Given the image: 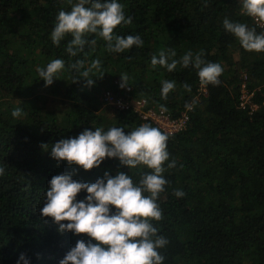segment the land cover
<instances>
[{
    "label": "trees",
    "instance_id": "obj_1",
    "mask_svg": "<svg viewBox=\"0 0 264 264\" xmlns=\"http://www.w3.org/2000/svg\"><path fill=\"white\" fill-rule=\"evenodd\" d=\"M76 2L0 0V264H24L21 254L29 264H59L78 240L96 243L87 234L61 233L53 218L41 215L53 176L72 174L91 184L105 172H124L138 184L151 171L143 165L128 168L118 158L106 157L87 171L52 158V145L86 129L120 127L127 134L143 124L134 110L104 104L109 90L163 105L173 118L195 102L186 130L168 135L163 173L168 183L157 199L163 219L152 221L168 241L158 249L163 264H264V52L244 50L223 27L228 18L264 33L242 13V0H117L132 23L118 25L114 35H138L143 46L109 52L93 34L88 39L95 45L72 57L66 51L70 34L58 46L50 36L59 12L71 11ZM168 49L176 51L177 60L189 50L202 51L206 62L222 66L220 84L207 85L208 94L199 95L195 68L153 67L152 57ZM54 59L65 66L46 87L37 70ZM96 59L101 70H93L89 86L80 72ZM76 60L84 61L80 72L70 67ZM124 74L128 86L122 89L116 81L121 84ZM165 80L175 82L166 100L161 97ZM244 86L250 96L246 109L240 106ZM43 91L54 97L55 106ZM104 107L114 118L103 113ZM16 108L22 109L18 118L12 116ZM173 160L176 166L167 168ZM174 190L185 195L178 198ZM86 196L82 190L77 201Z\"/></svg>",
    "mask_w": 264,
    "mask_h": 264
},
{
    "label": "clouds",
    "instance_id": "obj_2",
    "mask_svg": "<svg viewBox=\"0 0 264 264\" xmlns=\"http://www.w3.org/2000/svg\"><path fill=\"white\" fill-rule=\"evenodd\" d=\"M123 8L117 0H78L71 5V11L59 12L51 32V41L58 46L70 34L72 39L66 51L72 57L83 52L85 45H95L96 40L88 39L93 34L106 42L109 52L121 53L134 45L142 47L143 41L138 35H114L118 25L132 23V18L125 16ZM241 11L257 22H264V0H242ZM223 27L238 39L244 50L264 52V33L257 34L247 24L230 22L228 18L224 19ZM203 55L202 51L193 53L189 50L177 60L174 49L161 50L158 58L152 57L151 64L153 67L160 65L168 72L177 69L178 65L182 68L191 66L197 70L202 85L218 86L223 68L219 63L206 62ZM64 66L62 59H54L46 68H38V75L45 81L46 87L53 83L55 75ZM70 67L80 72V69H84V61L76 60ZM93 70H101L99 59L93 60L88 68L80 72L89 86L94 83V79L90 78ZM127 81L128 76L121 75L120 87L128 86ZM183 87L191 91L188 84L185 83ZM174 88V81H163L162 99L166 100ZM194 103H186L185 108L191 111ZM161 111L167 112V108L161 105ZM21 113L22 109L16 108L12 116L18 118ZM168 139V134L145 123L127 134L120 127L107 131L99 127L95 131L86 129L78 137L62 139L51 146L52 158L58 162L67 161L69 165L76 164L86 171L99 167L106 157L118 158L121 165L128 168L143 165L151 170L141 176L138 184L124 172H118L115 176L105 172L102 179L91 184L74 180L72 174L52 177L41 215L53 218L61 233L67 230L74 234H87L96 241L93 244L78 240L59 264H163L165 257L158 249L165 247L168 241L157 234L158 229L152 221L163 219L157 199L168 183L163 175L166 171L164 164L169 160ZM48 146L41 145L45 150H48ZM175 166L173 160L167 168ZM3 171L0 168V174ZM82 190L86 191L87 196L77 201V195ZM174 195L182 198L185 193L174 190ZM110 206L116 209L114 213ZM63 221L68 223H61ZM19 260L29 264L24 254L20 255Z\"/></svg>",
    "mask_w": 264,
    "mask_h": 264
},
{
    "label": "built area",
    "instance_id": "obj_3",
    "mask_svg": "<svg viewBox=\"0 0 264 264\" xmlns=\"http://www.w3.org/2000/svg\"><path fill=\"white\" fill-rule=\"evenodd\" d=\"M254 21L256 26L264 32V22H257L255 19ZM116 83L120 85L118 81H116ZM127 91H131V88H127ZM207 94V85H202L200 83L199 95L206 96ZM105 100L108 105L113 106L121 111H128L131 109L134 110L143 121V124L148 122L153 123L168 135H176L186 130L190 120V112L193 110L192 109L189 111L186 109L178 118H173L169 113L162 112L161 108L151 106L146 99L128 100L122 96L116 95L112 90L106 92ZM145 101L147 102L145 103ZM248 104H250V96L248 95V92L245 90L244 86L240 106L242 109H246Z\"/></svg>",
    "mask_w": 264,
    "mask_h": 264
},
{
    "label": "rangeland",
    "instance_id": "obj_4",
    "mask_svg": "<svg viewBox=\"0 0 264 264\" xmlns=\"http://www.w3.org/2000/svg\"><path fill=\"white\" fill-rule=\"evenodd\" d=\"M43 95H46L47 97H48V99L50 100V103H49V105L50 106H55V102H54V100L52 99V98H54L53 96H51V94H48L47 92H41ZM118 95H121V94H118ZM52 97V98H51ZM104 101V104H106V105H108L107 104V102H106V100L104 99L103 100ZM108 106H110V105H108ZM108 107H104L103 108V113L104 114H106L108 117H112V118H114V116H113V110H109V109H107Z\"/></svg>",
    "mask_w": 264,
    "mask_h": 264
}]
</instances>
